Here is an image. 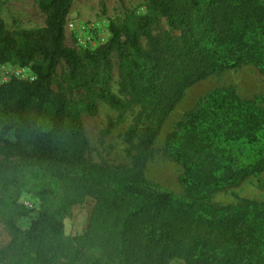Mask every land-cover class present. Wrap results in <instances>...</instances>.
I'll use <instances>...</instances> for the list:
<instances>
[{"label": "trees", "instance_id": "trees-1", "mask_svg": "<svg viewBox=\"0 0 264 264\" xmlns=\"http://www.w3.org/2000/svg\"><path fill=\"white\" fill-rule=\"evenodd\" d=\"M147 1L145 14L110 25L109 39L82 53L64 45L70 0H39L42 29L0 27V65L34 73L30 81L0 82V223L11 235L0 264H264V203L210 201L264 171V109L233 90L214 89L154 148L162 123L195 83L242 66L264 75L263 11L242 0ZM112 55L119 93L110 84ZM59 65L65 88L82 96L53 90ZM99 102L145 111L144 135L131 144L129 163L84 157L81 117L96 114ZM33 103L46 126L28 117ZM159 152L179 165L183 192L147 179V162ZM23 195L40 205L27 207ZM88 197L85 230L66 234L65 219ZM24 217L31 220L22 228Z\"/></svg>", "mask_w": 264, "mask_h": 264}, {"label": "rangeland", "instance_id": "rangeland-1", "mask_svg": "<svg viewBox=\"0 0 264 264\" xmlns=\"http://www.w3.org/2000/svg\"><path fill=\"white\" fill-rule=\"evenodd\" d=\"M247 7L260 9L264 16V0H242ZM148 11L147 0H70V9L64 25V45L82 53L93 50L104 44L109 37L110 25L122 27L129 25L132 19ZM264 23V21H263ZM45 25V14L39 7V0H0V27L5 31L39 30ZM162 25L166 27V23ZM156 33L155 27L151 35ZM142 44L148 39L142 38ZM112 70L110 84L115 93L118 92L117 60L111 56ZM101 71V76L104 74ZM34 73L30 66H19L16 63L0 65V82L11 78L32 80ZM66 68L59 65L52 79V88L56 92L72 94L78 98L80 90L68 91L64 81ZM214 89L233 90L237 96L255 108L264 109V75L255 66H242L222 73H215L188 88L178 101L174 110L162 123L155 138L154 148H160L165 137L172 132L194 107L198 100ZM82 96V95H81ZM36 103H33L27 114L38 126H46V118L37 114ZM48 110H44L47 112ZM49 114V112H47ZM83 133L87 140L84 152L86 160L95 163L117 164L129 163L135 149L131 144L138 142L144 135L147 124L145 111L140 106H131L126 110L115 111L99 102L94 115H82ZM135 131L137 137L131 138ZM157 154L147 162L146 177L160 189L174 193L183 192L177 183L180 167L177 163L163 159ZM20 202L27 207H38L40 202L28 195L20 197ZM210 201L218 206L235 204L240 201L264 203V171L259 175L244 180L237 186L213 193ZM93 207V200L88 197L85 202L72 209L71 216L64 221L65 233L73 235L85 230ZM31 217H24L18 224L25 228ZM11 240L8 230L0 223V248ZM60 259L55 264H65ZM170 264H183L175 260Z\"/></svg>", "mask_w": 264, "mask_h": 264}, {"label": "built area", "instance_id": "built-area-1", "mask_svg": "<svg viewBox=\"0 0 264 264\" xmlns=\"http://www.w3.org/2000/svg\"><path fill=\"white\" fill-rule=\"evenodd\" d=\"M32 79H34V76H33V78Z\"/></svg>", "mask_w": 264, "mask_h": 264}]
</instances>
